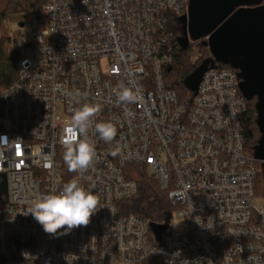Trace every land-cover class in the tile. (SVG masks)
I'll use <instances>...</instances> for the list:
<instances>
[{
    "label": "built area",
    "instance_id": "built-area-1",
    "mask_svg": "<svg viewBox=\"0 0 264 264\" xmlns=\"http://www.w3.org/2000/svg\"><path fill=\"white\" fill-rule=\"evenodd\" d=\"M188 6L47 0V28L23 44L17 79L0 88V264H264V204L256 202L264 161L247 150L237 70L209 69L191 102L165 83L171 18ZM121 84L138 90L137 102L118 100ZM86 103L100 105L95 122H112L117 135L106 143L90 129L96 158L69 172L62 139ZM131 165L159 180L185 231L162 224L158 240L149 221L120 214L138 193ZM71 179L99 195L101 208L87 226L47 234L24 214Z\"/></svg>",
    "mask_w": 264,
    "mask_h": 264
},
{
    "label": "water",
    "instance_id": "water-1",
    "mask_svg": "<svg viewBox=\"0 0 264 264\" xmlns=\"http://www.w3.org/2000/svg\"><path fill=\"white\" fill-rule=\"evenodd\" d=\"M178 20L183 24L180 46L186 49L190 42L202 40L211 53L184 79L185 87L196 95L204 74L217 62L237 70L242 96L257 100L261 135L254 158L264 161V0H189L188 13ZM150 225L158 240L168 228Z\"/></svg>",
    "mask_w": 264,
    "mask_h": 264
},
{
    "label": "trees",
    "instance_id": "trees-1",
    "mask_svg": "<svg viewBox=\"0 0 264 264\" xmlns=\"http://www.w3.org/2000/svg\"><path fill=\"white\" fill-rule=\"evenodd\" d=\"M47 0H0V88H5L17 79V63L26 55V46L12 47L10 44L9 17L12 13L33 11L43 22V8ZM171 22L170 29L173 38L172 63L164 67V79L168 88L176 91L180 101L191 102L193 92L184 85V79L191 74L205 59L211 56L208 46L203 41L190 42L188 48L183 49L179 44L182 29ZM197 49L200 54L196 63H191V52ZM217 68L233 69L230 65L217 62ZM256 98L246 100V114L244 126L247 150L254 155V148L260 139L259 128L256 123ZM257 194L264 199V164L258 163ZM131 179L138 185V193L132 198L125 199L120 204L121 215H136L156 224H169L173 220L174 207L171 205L167 190L161 187L158 179L149 176L146 169L140 165L129 167ZM146 264H160L158 260H148Z\"/></svg>",
    "mask_w": 264,
    "mask_h": 264
},
{
    "label": "clouds",
    "instance_id": "clouds-1",
    "mask_svg": "<svg viewBox=\"0 0 264 264\" xmlns=\"http://www.w3.org/2000/svg\"><path fill=\"white\" fill-rule=\"evenodd\" d=\"M117 98L124 104L137 102L138 90L121 84ZM100 111V105L87 103L74 110L62 139L63 159L69 172L87 171L96 158L95 143L89 138L90 129L106 143L116 137L117 128L112 122H95ZM100 208L99 195L85 189L78 180L71 179L59 190L39 196L24 215L31 214L45 233L56 236L87 226Z\"/></svg>",
    "mask_w": 264,
    "mask_h": 264
},
{
    "label": "rangeland",
    "instance_id": "rangeland-1",
    "mask_svg": "<svg viewBox=\"0 0 264 264\" xmlns=\"http://www.w3.org/2000/svg\"><path fill=\"white\" fill-rule=\"evenodd\" d=\"M175 18H171V22L175 23ZM170 22V25H171ZM10 44L12 47L22 46L25 42H30L33 39V32L40 30L43 31L47 28V25L41 22V20L35 15L33 11H26L20 13H12L9 17ZM28 53V50H26ZM191 63H196L199 57L197 49H194L191 53ZM258 203L264 204V199L257 198ZM173 231L183 232L187 229V224L178 216L174 215L172 223Z\"/></svg>",
    "mask_w": 264,
    "mask_h": 264
},
{
    "label": "flooded vegetation",
    "instance_id": "flooded-vegetation-1",
    "mask_svg": "<svg viewBox=\"0 0 264 264\" xmlns=\"http://www.w3.org/2000/svg\"><path fill=\"white\" fill-rule=\"evenodd\" d=\"M177 21H178V24H179L178 26L182 29V34H181V36H182L183 35V24L181 22H179L178 18H177Z\"/></svg>",
    "mask_w": 264,
    "mask_h": 264
}]
</instances>
